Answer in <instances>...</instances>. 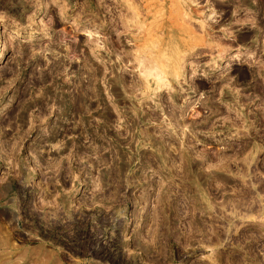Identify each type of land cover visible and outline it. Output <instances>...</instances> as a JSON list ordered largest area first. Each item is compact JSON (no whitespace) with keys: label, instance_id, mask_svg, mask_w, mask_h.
Returning <instances> with one entry per match:
<instances>
[{"label":"rangeland","instance_id":"obj_1","mask_svg":"<svg viewBox=\"0 0 264 264\" xmlns=\"http://www.w3.org/2000/svg\"><path fill=\"white\" fill-rule=\"evenodd\" d=\"M0 41V264H264V0H0Z\"/></svg>","mask_w":264,"mask_h":264},{"label":"bare ground","instance_id":"obj_2","mask_svg":"<svg viewBox=\"0 0 264 264\" xmlns=\"http://www.w3.org/2000/svg\"><path fill=\"white\" fill-rule=\"evenodd\" d=\"M130 14V13H129ZM132 15H133V13H132ZM140 15V14H139ZM145 15V14H144ZM126 19V18H125ZM132 19V18H131ZM128 20V19H127ZM125 21V20H124ZM131 21V20H130ZM125 25V24H124ZM16 36H20V34H16ZM4 42H2V41H0V58H1V56H2V52H3V50H4V44H3ZM151 45V44H150ZM141 50V49H140ZM148 50H149V48L147 49V51H141V53L138 55L137 54V59L139 60V62L141 63V64H144V67H143V69H142V72H143V74L148 78L149 76H152L153 78H155L156 80H157V83L159 84L158 86L160 87V86H162V85H160V84H163V83H165V84H167V86H169L170 87V83H168V82H166L167 80L164 78V76L162 75V73L159 71V69H158V66H157V64H155L156 63V61H155V59H152L149 55H151V54H149L148 53ZM151 50V49H150ZM146 54H149V55H146ZM135 57V56H134ZM134 63V62H133ZM152 64V65H151ZM145 69V70H144ZM154 71H158L157 73H155V74H153L154 73ZM160 72V73H159ZM143 76V75H142ZM145 77V78H146ZM155 80V81H156ZM163 82V83H162ZM164 84V85H165ZM259 204V203H258ZM253 207V206H252ZM251 209V208H250ZM259 209V208H258ZM261 210V209H260ZM258 223V222H257ZM260 224V223H259Z\"/></svg>","mask_w":264,"mask_h":264}]
</instances>
